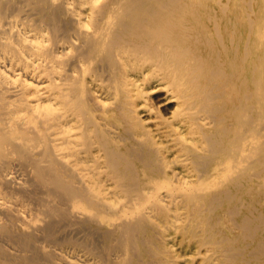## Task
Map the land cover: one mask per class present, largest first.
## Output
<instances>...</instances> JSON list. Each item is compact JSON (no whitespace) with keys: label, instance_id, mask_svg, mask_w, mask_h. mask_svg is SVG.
Returning a JSON list of instances; mask_svg holds the SVG:
<instances>
[{"label":"bare ground","instance_id":"6f19581e","mask_svg":"<svg viewBox=\"0 0 264 264\" xmlns=\"http://www.w3.org/2000/svg\"><path fill=\"white\" fill-rule=\"evenodd\" d=\"M0 264H264V0H0Z\"/></svg>","mask_w":264,"mask_h":264}]
</instances>
